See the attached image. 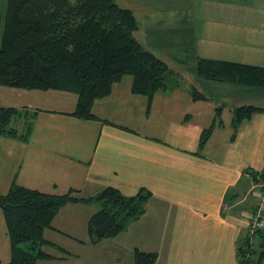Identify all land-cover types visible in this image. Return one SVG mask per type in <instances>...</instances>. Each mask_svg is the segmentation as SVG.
I'll return each mask as SVG.
<instances>
[{
    "label": "crops",
    "instance_id": "1",
    "mask_svg": "<svg viewBox=\"0 0 264 264\" xmlns=\"http://www.w3.org/2000/svg\"><path fill=\"white\" fill-rule=\"evenodd\" d=\"M209 3L204 4L205 20L211 30L206 31L200 23L195 30L197 42L193 43L183 33L189 30V16L184 18L187 26L181 14L171 17L175 29L163 34L158 30L170 27L167 19L144 14L132 1L128 9L139 25L134 36L144 48L156 45L169 51L168 46H174V51H196L194 58L264 67V12L256 10L258 6L253 10L252 0L229 7L223 0ZM221 8L223 20L219 19ZM189 58L174 56L180 64ZM131 86L132 77L127 76L114 86L110 96L96 101L93 114L99 120L95 121L72 116L78 103L75 94L0 86V107L29 115L32 105L26 103H37L41 108L33 111L34 118L38 120L41 112V124L48 122L41 136L32 128L26 140L0 135L1 194H8L15 184L53 195L74 189L82 197L96 196L108 187L119 189L125 196H133L141 188L152 193L147 211L138 221L121 235L97 244L92 243L89 222L99 205L65 206L53 220V229L44 233L45 239L56 245L48 249L58 252H46L54 259L36 264H88L85 260L99 255L114 264L125 259L131 264L135 249L157 253L156 264H240L238 247L246 236V214L256 206L259 189L255 194L253 190L261 182L251 174H242L217 148H229L237 141L248 146L257 142L264 147V114L243 122L233 139L235 109L225 123L223 108V124L217 125L206 146L200 148L201 135L213 124L217 108L209 122L201 120L203 110L199 106L203 101L193 99L195 88L180 91L176 85L175 90L160 92L148 110V98L134 95ZM28 115L18 121L23 123ZM93 249L99 252L89 253ZM0 259L4 264L12 261L1 208Z\"/></svg>",
    "mask_w": 264,
    "mask_h": 264
},
{
    "label": "trees",
    "instance_id": "2",
    "mask_svg": "<svg viewBox=\"0 0 264 264\" xmlns=\"http://www.w3.org/2000/svg\"><path fill=\"white\" fill-rule=\"evenodd\" d=\"M6 7L0 46L2 87L75 94L78 103L72 116L85 121L99 120L93 114L95 102L110 96L127 76L132 77L131 92L148 98V110L158 93L176 88L168 65L135 38L139 25L133 11L115 0H7ZM197 72L208 81L264 91L261 66L199 58ZM192 96L195 101L208 100L196 89ZM223 110L216 109L213 124L201 135L200 148L206 146L217 125L223 124ZM258 113L264 114V108H236L233 131ZM22 116L25 113L16 108L0 107V135L26 140L31 126L23 135L11 127L13 120ZM251 175L264 182V172ZM151 198L146 188L125 196L108 187L96 196L82 197L74 189L53 195L15 184L8 194L0 193L12 250L8 264L53 260L44 248L56 245L46 240L44 233L53 229V220L67 205H99L89 222L92 243L97 244L121 235L138 221ZM238 258L240 264H264V228L256 236L242 239ZM133 260L134 264H156L158 254L135 249ZM0 264H4L1 259Z\"/></svg>",
    "mask_w": 264,
    "mask_h": 264
},
{
    "label": "rangeland",
    "instance_id": "3",
    "mask_svg": "<svg viewBox=\"0 0 264 264\" xmlns=\"http://www.w3.org/2000/svg\"><path fill=\"white\" fill-rule=\"evenodd\" d=\"M116 3L121 6L122 8H129V5H132L133 3L137 4V7L144 13H151L156 17L167 19L165 23L168 25L171 24L170 27H163L162 30H158L160 33H169L172 29H175V25L171 17H174L177 14H181L183 19L186 16H189V29L188 31L183 32L186 35H189L192 42H197L196 39V31L199 27V24H204L205 30L210 31L211 26L207 25V22L205 18L207 19V13L205 9V5H209V2H212V0H115ZM227 3L226 7H229L231 4H235L239 1H248V0H223ZM135 4V5H136ZM205 4V5H204ZM204 5V6H203ZM7 6V0H0V46L2 41V33H3V26H4V17L6 14V7ZM203 6V7H202ZM252 6L253 10L255 6H258L259 9H256L258 11L264 12V0H252ZM225 10H229L226 8ZM219 19H224V11L221 8L219 11ZM186 25L187 26V19ZM213 19V23H214ZM264 22V18L262 19L261 23ZM213 24V28H214ZM137 38H139V34H136ZM147 50L154 55H156L159 59H161L164 63L168 65L170 70L172 71V74L170 76L172 85H179V90L182 91H191L192 89H196L200 94L207 97V101H203L200 104V109L203 110V114L201 116V120L204 122H209V120L214 115L215 109L219 107L226 108L225 109V115H224V121L225 123L229 119L230 115L229 113L232 112L234 109L243 106V105H253V106H262L264 107V101L263 98L260 96L262 95V91L249 89L242 86L232 85V84H224V83H218L214 81H208L202 78L199 73L197 72V65L199 58H194V54L197 55V52H192L190 50L188 51H174V46H168L169 51H165L162 47L156 46V45H147L145 46ZM145 48V49H146ZM172 50V51H171ZM180 54L183 55H190L191 58L187 59L186 63L180 64L177 63L174 59L175 57H178ZM175 75V76H174ZM36 93H41L39 91H36ZM30 98H35L34 96H30ZM33 102V101H31ZM31 104L32 107L30 109V114L28 115L27 112H25V115H28L27 118L24 117L23 123L21 121H18L17 119H14L11 127L16 129L18 131V135L25 134L28 131V127L31 126L32 129L36 130V134L41 133V129H43L48 122L43 121L41 124V112H39V118L38 120L34 118L35 114L33 111H36L37 108H41L40 105L37 103H26ZM28 110V109H27ZM40 110V109H38ZM41 136V135H40ZM233 139L237 137V133L233 131L232 135ZM234 141V140H233ZM224 148V149H223ZM217 151L219 154H222L224 156H227L226 159L231 160L232 165L239 169L242 174H251V172H262L264 171V147L262 145H259V143L254 142L251 146H248L246 143H241L240 141L235 142L231 147H218ZM260 181V180H259ZM254 190L253 193L255 194L256 189L257 192V200L255 203V208L253 211L247 212V221L250 215H252L259 203L260 198L259 194L264 193V182L259 183ZM252 195V194H251ZM254 196V195H252ZM249 197V195H247ZM247 196L243 197V200L247 198ZM243 203L238 205H242ZM229 206L225 207V211H228ZM242 211H239L238 214H240ZM247 231L246 236L252 237L250 235V232L248 231V225H247ZM245 236V237H246ZM96 246V245H95ZM27 246L24 245L23 248H26ZM49 247H45L44 251L47 253H52L51 251L55 252V255L57 254L58 250H49ZM51 248V247H50ZM85 249H82L83 251ZM80 251V253H81ZM73 254H79L78 251H72ZM98 249L90 250L89 253H98ZM100 256V255H99ZM99 256L95 257L93 260H85L88 264H114V261L112 260H104L100 258ZM122 264H130V261L128 259L122 260ZM134 264V260L133 263Z\"/></svg>",
    "mask_w": 264,
    "mask_h": 264
},
{
    "label": "built area",
    "instance_id": "4",
    "mask_svg": "<svg viewBox=\"0 0 264 264\" xmlns=\"http://www.w3.org/2000/svg\"><path fill=\"white\" fill-rule=\"evenodd\" d=\"M260 203L256 211L248 218V231L252 237L264 228V193L259 194Z\"/></svg>",
    "mask_w": 264,
    "mask_h": 264
}]
</instances>
